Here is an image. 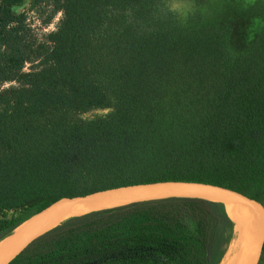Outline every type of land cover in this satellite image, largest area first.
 <instances>
[{"label":"trees","instance_id":"16d2710c","mask_svg":"<svg viewBox=\"0 0 264 264\" xmlns=\"http://www.w3.org/2000/svg\"><path fill=\"white\" fill-rule=\"evenodd\" d=\"M232 2L0 0V245L62 196L124 184L264 204V26L249 37ZM235 238L222 201L146 200L67 217L15 264H227Z\"/></svg>","mask_w":264,"mask_h":264},{"label":"water","instance_id":"95a60500","mask_svg":"<svg viewBox=\"0 0 264 264\" xmlns=\"http://www.w3.org/2000/svg\"><path fill=\"white\" fill-rule=\"evenodd\" d=\"M174 197H197L226 203L234 222L236 238L238 232L235 230V220L245 222V229L247 226L250 228L237 263L260 264L264 248V204L230 187L187 180L124 184L72 196H62L27 219L16 228L8 241L0 245V264H15L20 261L67 217L138 201ZM28 221L30 222L27 225Z\"/></svg>","mask_w":264,"mask_h":264},{"label":"rangeland","instance_id":"374dc122","mask_svg":"<svg viewBox=\"0 0 264 264\" xmlns=\"http://www.w3.org/2000/svg\"><path fill=\"white\" fill-rule=\"evenodd\" d=\"M224 5L226 7H230V9L231 8L234 9V13L238 14L242 22H245V24L247 25L246 27L249 29L248 32H251L249 34V37L251 36L253 32H255V30L259 29L261 26H264V0H233L230 6H228L229 3H225L223 4V6ZM44 32H45V28H42L41 26H39V24L34 20L31 23V28L28 34V39L33 42H38L42 39ZM243 34L247 35L246 32H244ZM31 65H32V62L26 61L24 63L23 70L25 71L29 70L31 68ZM235 226H236L235 230L237 231L240 226V222L236 221ZM244 229H245V225L242 231L243 235H241L240 237L241 238L243 237L244 243H246V239H247L250 228L247 226L245 231ZM236 239L228 247L227 253L232 252L233 255L229 259V262L227 264H238L236 256H237V253L240 252V249H239V245ZM243 247H244V244H243Z\"/></svg>","mask_w":264,"mask_h":264},{"label":"bare ground","instance_id":"6f19581e","mask_svg":"<svg viewBox=\"0 0 264 264\" xmlns=\"http://www.w3.org/2000/svg\"><path fill=\"white\" fill-rule=\"evenodd\" d=\"M234 218V217H233ZM235 219V218H234ZM29 222L30 221H28L27 222V225L29 224ZM240 222V226H239V228H238V230H237V232H238V238L236 239L237 240V242H238V245H239V249H240V252H238L237 253V258L238 257H240V255L242 254V251H243V244H244V238L242 237H240L241 235H243L242 233V231H243V227H244V225L246 226V223L245 222H243V221H239ZM235 223H236V220H235ZM242 224V225H241ZM236 227V226H235ZM240 237V238H239ZM237 247V246H236ZM237 251V250H236ZM235 257V256H234Z\"/></svg>","mask_w":264,"mask_h":264}]
</instances>
